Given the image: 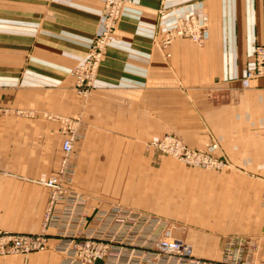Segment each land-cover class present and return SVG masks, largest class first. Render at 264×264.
Returning a JSON list of instances; mask_svg holds the SVG:
<instances>
[{
	"label": "crops",
	"instance_id": "1",
	"mask_svg": "<svg viewBox=\"0 0 264 264\" xmlns=\"http://www.w3.org/2000/svg\"><path fill=\"white\" fill-rule=\"evenodd\" d=\"M103 2L0 0V111L20 112L0 115L3 223H28L10 222L11 209H41L34 226L42 221L48 200L44 182L58 171L63 142L61 124L51 117L80 120L71 158L76 215L49 228L55 229L48 234L51 242L59 240L58 228L64 224L68 235L109 237L107 219L91 211L107 210L100 203L102 189L113 185L123 192L139 175L140 146L173 131L196 148L218 142L230 163L228 191L242 200L239 207L249 210L248 217L235 221L249 226L246 243L239 246L232 238L227 255L240 250L243 258L264 264V76L248 88L241 84L255 44L264 45V0H133L90 96L82 98L74 88L73 69L102 31ZM191 14L208 16V38L203 44L179 38L163 48V29L175 16ZM91 161L97 164L93 173ZM95 178L98 188L92 185ZM135 195L129 201L138 205ZM114 205L118 203L108 209ZM142 218L130 231L119 230L118 240L137 242L136 263L173 264L142 247L147 232ZM175 237L193 243L198 257L233 264L224 262L222 236L179 232ZM54 251L0 264H63L60 252Z\"/></svg>",
	"mask_w": 264,
	"mask_h": 264
},
{
	"label": "rangeland",
	"instance_id": "2",
	"mask_svg": "<svg viewBox=\"0 0 264 264\" xmlns=\"http://www.w3.org/2000/svg\"><path fill=\"white\" fill-rule=\"evenodd\" d=\"M133 4V0H104L103 2V28L102 31L95 36L86 59L77 64L73 69L74 76V88L78 95L82 98H87L90 96L96 78L98 76L99 68L101 62L104 58L105 52L115 38V32L119 27V24L123 18L125 11ZM162 7L159 8L160 14H162ZM181 17L183 19H190V26L188 24L186 27H190V31L194 30V33H199L200 27H205L208 30L207 37L202 42L194 41L190 36L175 35L169 33V30L178 24L177 18ZM203 17H206L207 20L203 22ZM186 22V21H185ZM209 20L207 15L199 17L198 15L191 14L188 16L177 15L175 18L163 29L162 37L160 44L163 48L168 47L174 40L179 38L189 39L197 44H203V42L209 36ZM185 27V26H183ZM187 29V30H188ZM256 45V44H255ZM255 48V47H254ZM95 50L101 52V57L97 66H94L93 63L88 61L91 59V53ZM254 52V49H253ZM253 58V54H252ZM93 57V62H94ZM87 62V63H86ZM84 63L85 66H84ZM253 64L249 67L251 68ZM248 68V69H249ZM247 69V71H248ZM245 75L241 78V84L244 88L251 86L253 80L256 78L262 77L259 75L251 81V84L246 87L243 84V79ZM77 76L82 77L84 80V89L83 93H80L77 85ZM3 112V113H1ZM12 111L3 110L0 111V115H20V112L16 110L14 114ZM23 113H21L22 115ZM31 116V113H27ZM24 115V114H23ZM49 118V117H48ZM52 120H57L61 124L60 132L63 135V142L65 138L69 135L74 136V143L78 137L79 133V119H68L66 116H55L51 117ZM174 138L175 140L181 141L185 149H189L192 152H203L212 157V162L216 165H207L203 163H197L191 159H188L186 151H183L184 154L175 153L176 146L167 145L170 151H167V148L162 146L160 143L166 138ZM62 142V144H63ZM74 147V146H73ZM184 149V150H185ZM74 150V148H73ZM73 153V152H72ZM72 154L69 157V161L66 166H63V151L61 150V158L58 167V171L65 169L66 174L63 177L64 191L58 201H56V207H53L51 210V215L54 214L57 218V222L66 221L67 218V207H69L68 195L74 193L72 192V187L70 182H72V174L76 169L74 164L71 162ZM139 169V175L136 178H133L134 183L126 185L124 191L121 192L118 190V187L106 185V188L102 190L105 191L103 196H100L101 204L106 205L107 210L110 204L118 203L124 209L133 210L137 214L141 215L143 218H148L150 221H153L155 228H158L160 232H168L171 238L175 237L177 233L182 232L184 234L190 233L193 236L197 233L205 234L206 236H222V242L225 245V255L224 262L231 261L227 255L228 248L231 247L232 238L238 241V245L244 247L246 243L243 240L246 236L249 226L243 224H236L235 221L244 220L248 217L249 210L239 207L238 205L242 204V200L238 199L237 195L228 191V177L227 172L230 168V163L220 152V146L218 142H214L209 147L196 148L192 147L179 133L170 132L162 133L159 136H155L148 141L144 142L140 146L138 161L136 162ZM90 168L96 172L97 164L95 161L90 162ZM57 171V172H58ZM51 177V176H50ZM93 178V177H92ZM91 178V180H92ZM127 179L130 182L131 178H124L125 184ZM126 180V181H125ZM93 181V180H92ZM95 183L93 186L97 185L98 178L94 179ZM46 182V181H45ZM44 182V184H45ZM46 186V185H45ZM67 191V193H66ZM75 194V193H74ZM136 194L135 196L138 199L139 204H131L129 198L131 195ZM77 196V194H75ZM95 195V194H93ZM52 199V192L48 188V200L42 210V221L39 225L34 226V216L37 212V217L39 222L41 209H11L10 213V222L17 221L28 222L26 224H12V223H3V209H0V232L1 233H15V234H47V240L44 245L33 249L30 252H20V251H7L5 253L0 251V260H8L11 258H20V257H29L30 254L44 252L48 250H55L60 252L63 264L66 260V254L62 251V248H66L68 243V234L66 226L64 224L63 228H58L57 236L59 240L51 242L49 231H55V229H50V227H56L57 225L48 224L47 215L48 207ZM122 199V202H121ZM128 199V200H127ZM126 205V206H125ZM133 206L131 209L130 206ZM136 205V206H134ZM94 213L97 210H91ZM93 214L91 218H94ZM21 216V217H20ZM142 218V219H143ZM8 220V221H9ZM143 225L148 224V222L142 223ZM36 229L33 232H29L31 229ZM51 231V232H52ZM114 231L119 232V228L112 230V234H115ZM127 232V227L124 230ZM159 232V231H158ZM147 235V232H146ZM182 240V239H180ZM184 241V240H182ZM186 242V241H184ZM1 243V240H0ZM113 244H119V242H111ZM141 243V242H140ZM188 243V242H186ZM193 246L194 244L189 243ZM137 247V246H136ZM238 249V248H236ZM54 251V252H55ZM242 253V252H241ZM64 255V256H63ZM195 255V254H194ZM196 256V255H195ZM198 257V256H196ZM202 258V257H200ZM243 258V257H242ZM210 260L207 258H203ZM246 259V258H243ZM214 264L215 262L211 260Z\"/></svg>",
	"mask_w": 264,
	"mask_h": 264
},
{
	"label": "built area",
	"instance_id": "3",
	"mask_svg": "<svg viewBox=\"0 0 264 264\" xmlns=\"http://www.w3.org/2000/svg\"><path fill=\"white\" fill-rule=\"evenodd\" d=\"M190 19H183L182 16L177 18L176 26L169 30V33L175 35H184L190 36L196 42H202L208 35V30L203 26L200 27L199 33H194V30L190 31V27H186L185 23L190 26ZM207 20L206 17H203L204 21ZM186 21V22H185ZM185 26V27H183ZM188 29V30H187ZM252 64L253 66L248 69L245 78L243 79L244 86L248 87L251 84V81L257 76L264 74V45L256 44L254 46ZM93 57L94 62H93ZM91 53V59L88 61L93 63L94 66H97L101 57V52L95 50ZM87 63V62H86ZM84 63V66L85 64ZM82 77L77 76V85L79 92L83 93L84 89V80ZM176 146L175 153L184 154L183 151H186L188 159H191L197 163H203L207 165H216L212 162V157L203 154V152H192L189 149H185L181 141L175 140L174 138H166L160 144L167 148V151H170L167 145ZM74 146V136L69 135L65 138L62 144L63 151V166H66L69 157L73 152ZM185 149V150H184ZM214 161V160H213ZM218 165V164H217ZM216 165V166H217ZM65 170V169H64ZM63 169L59 170L56 174L52 175L45 182V185L52 192V199L48 207L47 222L48 224L57 223V218L54 214L51 215V210L53 207H56V201L59 200L63 194V177L66 172ZM67 193V191H66ZM78 197L72 193L68 195L69 207H67V215L69 217H75V206L78 202ZM79 204V203H78ZM99 217L101 219H107L108 229H110V236L103 238L93 235H88L81 237L77 233L70 234L68 236V243L66 248H62V251L65 252L66 260L64 264H96L97 261H103L104 264H139L136 263L137 254L134 252V249L137 246V242L134 245H131V242L120 241L116 237L118 231H114L115 234H112V230L119 228V230L130 231L132 225H136L138 220L141 218L137 212L133 210L124 209L119 205H114L108 210H97ZM101 214V216H100ZM94 219V218H92ZM142 223L148 222V224L143 225L147 230V235L140 243L142 247L151 251L156 250L158 254H161L165 257L171 258L173 264H214L211 260H206L194 255L193 246L189 243H186L180 239L171 238L168 232L162 231L158 232V228H155L153 221H150L148 218H143ZM47 234H15V233H1L0 232V251L5 253L7 251H20V252H30L33 249L40 247L45 244L47 240ZM111 242H119V244H113ZM255 249V246L253 247ZM231 263L233 264H256L251 258L243 259L241 256V251L239 250V255H232L230 258Z\"/></svg>",
	"mask_w": 264,
	"mask_h": 264
}]
</instances>
